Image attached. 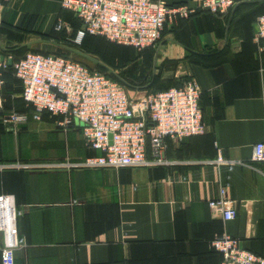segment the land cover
<instances>
[{"label":"crops","instance_id":"obj_1","mask_svg":"<svg viewBox=\"0 0 264 264\" xmlns=\"http://www.w3.org/2000/svg\"><path fill=\"white\" fill-rule=\"evenodd\" d=\"M160 1L197 10L166 26L154 69L163 68L168 87L196 80L205 133L169 143L168 159L181 163L171 168L0 171V196H12L21 212L26 244L15 251L16 264H220L211 243L222 233L264 258V162L252 161L254 146L264 143V52L250 18L258 7L238 5L224 20L202 12V0ZM61 3L0 4V57L8 60L20 40L52 46L38 34L68 22ZM2 125L0 117V163H76L99 154L80 127L64 132L51 118L29 119L16 132ZM220 152L249 166L202 163ZM222 187L234 202L233 221L208 205ZM2 247L0 232V264Z\"/></svg>","mask_w":264,"mask_h":264},{"label":"built area","instance_id":"obj_2","mask_svg":"<svg viewBox=\"0 0 264 264\" xmlns=\"http://www.w3.org/2000/svg\"><path fill=\"white\" fill-rule=\"evenodd\" d=\"M9 1L0 0V4ZM243 1L202 0L200 10L224 18ZM61 4L82 23L74 39L76 45L80 46L87 35H93L138 51L158 46L167 25L188 20L197 13L189 5L171 6L160 0H62ZM255 29V42L264 52V15L257 18ZM54 30L71 33L72 26L60 19ZM8 60L0 57V113L5 128L16 132L28 122L29 116L5 111L3 74L8 69ZM13 66L22 84V98L33 108V119L41 121L43 114L48 113L64 132L80 127L89 148L99 154L76 163H0V171L171 168L181 163L168 159V140L183 141L206 131L201 89L193 78L167 91L138 90L131 95L124 85L106 74L55 54L27 52ZM252 161L264 162V143L254 146ZM202 163L230 168L249 166L247 161L228 160L221 152L215 160ZM208 205L224 221L237 217L225 187L220 188L219 198L210 200ZM20 215L14 198L1 195L3 264H16L15 251L26 244L19 234ZM211 246L221 256L220 264H264L263 257L246 250L238 238L227 233L217 235Z\"/></svg>","mask_w":264,"mask_h":264},{"label":"trees","instance_id":"obj_3","mask_svg":"<svg viewBox=\"0 0 264 264\" xmlns=\"http://www.w3.org/2000/svg\"><path fill=\"white\" fill-rule=\"evenodd\" d=\"M239 5L240 6H249V7H252V6L258 7V9L256 11H254L252 14H250V18L251 19L253 18L255 23H256V20L259 16L264 15V0H245V1L241 2ZM65 11L69 13L68 22L72 26V32L71 33H67L65 31L56 32L55 30H53V32L49 35L38 34V35H40L42 42L52 43L55 46H57L58 48L65 51V52H56V53H52V54L69 58V56H68L69 53L75 54L70 49H77V50H80L81 52H83L87 55H90L92 57H94V55H96L99 57L98 60L101 61L106 66H108L109 68H111L115 72L116 75L110 74L107 69H105V68H103V67H101L95 63L94 64L96 65V68L89 66L88 64H85L83 62H81V63L88 66L92 70H96V71H99L101 73H104L108 77H110L111 79L120 82L129 91L145 90V91L150 92V93L163 92V91H167L173 87H181V86H183V84L186 81H188V78H184V79L180 80V82L175 83L173 86H170V87H168L169 85L159 86L158 83L160 82L161 74H160V77L156 76V70L153 67L154 57L156 54L157 46L153 47V48H147L143 51H138L137 49H135L133 47L118 45V44H115V43L108 41L104 37L93 36V35H87L85 37V39L83 40L82 44L80 46H76L75 44H73V40H71V39H73L74 36L76 35L77 31L82 28V23L75 16V14H73L72 12L67 11V10H65ZM230 15H231V12L226 17L221 18V19L229 20ZM23 41L24 40H20L19 42H17L18 44H16V46L9 47L7 52H6V54H9L12 57L13 64L16 61H18L20 58H22L27 52L42 53L45 55L51 54L49 52L41 50L40 48H38V46L35 47V46L30 45L28 47H23V44L26 43ZM98 41H100V42H98ZM97 47H99V48H101V50H104L105 52H107V54H113V55L117 54V52L122 51L124 49H126L127 53H130V54H132L133 51H135L137 54H139L141 56L137 60V63H140L138 61L142 60V58L144 56L148 55L149 57L148 56L146 57V62L143 60L142 65H144V64L150 65L151 64L152 65V72H150L148 75H146L142 81H136V80L131 81V80L125 78L124 76L117 74V72H116L117 69L115 68V64L113 63V60L110 59L112 56H104L103 53L100 54V52L96 49ZM75 55H77V54H75ZM94 58H96V57H94ZM76 61H78V60H76ZM9 72H11V75L14 77L13 80L15 82H17L18 85L20 86L21 95H22V84H21L20 80L17 79L15 76L14 66L13 65L8 66V69L3 74V79H4L3 96L5 99V111L6 112H10L8 110L9 104L7 102V98L9 97V94H8V92H6L7 78H9L11 76ZM119 77L122 80H124L125 83L121 82L119 80ZM19 102H21L20 109L17 110L16 112L27 114L29 116V119H32L33 113H34L33 108L24 101L22 96H21V99L19 100ZM0 117H1V113H0ZM47 118H51L56 122V118L51 117L48 113H44L42 116V120H45ZM3 128L6 129L5 126H3ZM191 138H193V137H191ZM170 142H171V140H168V147H169ZM157 168H164V167H157Z\"/></svg>","mask_w":264,"mask_h":264},{"label":"rangeland","instance_id":"obj_4","mask_svg":"<svg viewBox=\"0 0 264 264\" xmlns=\"http://www.w3.org/2000/svg\"><path fill=\"white\" fill-rule=\"evenodd\" d=\"M76 36V35H75ZM73 39V44L74 39ZM100 42V41H98ZM47 44V43H45ZM76 45V44H75ZM78 46V45H76ZM41 50H44L49 53H56V52H65L64 50L58 48L54 44L52 46H43L42 48L40 47ZM100 54H104V56H112L110 59L113 60V63L115 64V68L117 69L116 72L117 74L124 76L125 78L131 80V81H142L146 75H148L150 72H152V65L147 64V65H142L143 60L146 62V57L144 56L142 60L138 61L140 63H137V60L141 57L139 54H137L135 51H133L132 54L127 53V50L124 49L122 51L117 52V54H107L104 50H101V48L97 47L96 48ZM152 55V54H151ZM69 58L78 60L79 62H83L85 64H88L89 66H92L96 68V65L92 63L91 61H88L85 58H82L78 55L71 54L69 53ZM97 59H99L98 56L94 55ZM149 57V56H148ZM163 68H159L156 70V76L160 77V74L162 73ZM11 75V72H9ZM14 77L11 75L9 78H7V86H6V92L9 94V99L7 98V102L9 104V111H17L20 109L21 102L19 100L21 99V89L20 86L18 85L17 82H15ZM159 86H166L168 85V82L165 80H162L160 78V82L158 83ZM170 84V82H169ZM138 91V90H137ZM137 91H130L134 92L136 94ZM19 132V131H18Z\"/></svg>","mask_w":264,"mask_h":264},{"label":"water","instance_id":"obj_5","mask_svg":"<svg viewBox=\"0 0 264 264\" xmlns=\"http://www.w3.org/2000/svg\"><path fill=\"white\" fill-rule=\"evenodd\" d=\"M236 7H237V6H236ZM236 7H235V8H236ZM235 8H234V9H235ZM28 46H30V44H26V45H24L23 47H28ZM70 50H71L73 53H75V54H77V55H79V56H81V57H83V58H85V59H87V60H89V61H91V62H93V63H95V64H97V65H99V66H101V67H103V68H105V69H107L108 72H109L110 74H114V75H116L115 72H114L111 68H109L108 66H106L105 64H103V63H102L101 61H99L98 59H96V58H94V57H92V56H90V55H87V54H85V53H83V52H81L80 50H77V49H70ZM158 54H159V48L156 50V56H155V61H154V68L156 67V64H157ZM2 60H5V58L3 57ZM8 65H9V66H12V65H13V61H12V60H8ZM119 80H120L121 82L125 83V81L122 80L120 77H119Z\"/></svg>","mask_w":264,"mask_h":264}]
</instances>
